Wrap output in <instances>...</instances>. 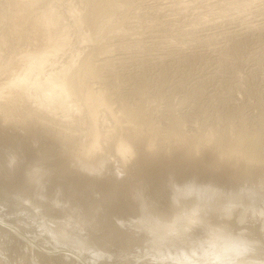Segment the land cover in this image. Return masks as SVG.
Listing matches in <instances>:
<instances>
[{"label":"rangeland","instance_id":"374dc122","mask_svg":"<svg viewBox=\"0 0 264 264\" xmlns=\"http://www.w3.org/2000/svg\"><path fill=\"white\" fill-rule=\"evenodd\" d=\"M27 1L0 0V36L8 38L0 47V82L22 71L25 50L50 53L64 37L44 70L88 64L84 84L103 99L96 106L102 142L93 145L78 94L54 110L28 88L21 102L10 100L7 118L0 114V147L46 159L47 167L51 157L62 158L60 177L62 165L72 163L99 181L92 190L100 200L84 208L95 215L92 223H82L86 210L77 211L55 189L57 207L47 206L53 170L43 168L37 195L0 199L4 229L36 252L60 256L53 264H217L241 246L239 231L264 235V163H248L238 149L226 156L214 141L222 133L228 142L242 131L264 134V0ZM44 9L62 25L54 41L36 20ZM92 16L99 27L83 22ZM127 107L139 109V117ZM117 144L126 151H116ZM6 161L0 164L14 165ZM109 186L115 206L108 219L103 189ZM99 213L110 229L97 222ZM2 248L9 246L0 233ZM19 250L31 258L29 248Z\"/></svg>","mask_w":264,"mask_h":264},{"label":"bare ground","instance_id":"6f19581e","mask_svg":"<svg viewBox=\"0 0 264 264\" xmlns=\"http://www.w3.org/2000/svg\"><path fill=\"white\" fill-rule=\"evenodd\" d=\"M32 2H38V0H28L27 1V3H30V4H32ZM94 7H98L97 9L95 8L97 11H100V9L102 8V7L100 8L98 5L97 6L94 5ZM103 9L104 8H102L101 10ZM96 12H95V15L97 14ZM36 18H37L36 20H39L37 22L42 23L44 26L43 28L51 36H53L54 33H58L59 29L61 32L62 25L60 26V21L58 17L55 14L50 13L48 9H44L42 14L36 15ZM95 18L96 17L93 18V16L90 18L82 17V20L83 22L85 21L87 25L96 28L95 26L98 24V23L96 24L98 20L95 21L94 20ZM82 20L80 21L82 22ZM47 33L45 34L47 35ZM60 34L62 35V33ZM60 34L58 35V37L60 36ZM54 36L51 37L53 38V41H54V38L57 37V35L55 37ZM6 39L8 38L6 37ZM6 39L4 36L0 38V47L3 46L2 44H4L5 41L7 42ZM56 39L54 42L52 41L53 45L51 46L52 48H50L51 50L50 53L44 50L43 51L25 50V53L21 56L22 58L21 61L22 63H24L22 71L18 74L13 75V77L9 79L7 82L5 81L2 83L0 82V114L3 117L7 118L8 114H11V112H8V109L10 108L9 106L14 105L13 102L12 104H10V100L11 101L15 100V103H17L16 101L21 102L22 99L25 97V94L26 95L29 94V93H25V91L28 90V88L29 90L32 89L34 91V96L36 95L37 98L38 97L41 98V100L44 102L42 105L46 104L54 108V110L55 108L60 109V110L66 109L68 106L67 105L68 100L71 97H73L74 94H78L81 99V101L78 100L81 102L80 108L84 109L91 118L89 133H91L92 135L93 145L95 147H99V143H101L102 141L99 142L100 125H98L99 120H98V117L96 116L97 115L96 106L101 105L103 103V99L98 94H95L93 91L89 90V88L87 89L86 87L87 85L85 86L84 84L85 83L84 77L86 74H88L87 73L88 64L84 61L85 63L81 65L79 69H75L74 67L68 66V65L67 66L62 65L60 69L56 68L57 70H55L53 66H51L49 70H44L45 64L49 62L48 55L55 54L57 51L61 50L65 45L64 37L56 38ZM1 50L2 48H0V53L2 52ZM51 63L49 64L51 65ZM74 75H75V78H74ZM39 98L37 100H39ZM138 110L130 109L128 107L125 108V111L128 115L135 116L136 118L139 117ZM176 128H177L176 122L174 121V123H172V133L175 134V132L177 131ZM241 133L238 135V137H236V140L234 138L232 139L233 142H231L230 140L228 142L227 141L228 139H226V137L228 136H226L223 133L221 135L219 134L216 140H214L215 137H213L215 134L211 135V137H213V140L215 141V144L217 145L216 148L217 149L219 148L218 151L221 150L223 153H225V155L228 154L229 156L230 155L232 156L234 154H231V152L237 153L239 151V153L241 154H244V155L246 154L245 156H247L248 163H260V164L264 163V134L262 133V134H256L252 136L246 133H242V134ZM122 149L126 151V147H124L123 145H120V144L116 145V151L120 152ZM236 149H238L237 152L235 151ZM239 149L242 150V152L244 151V153L240 152ZM25 150L26 152L29 151L28 149H25ZM6 160L9 162H14V165L10 164V165L3 166L2 164H0V199L1 200L8 202V200L13 197H15V199H18L22 196H25L26 198H28V197L37 195L38 186L40 185L39 181L44 176L42 175L40 171L43 168H46L48 169L47 170L48 173H49V169L53 170L52 172L53 175H50L51 176L50 177L51 180L49 182L50 188L46 191L45 196H44V199L47 202V206L54 207L55 205H57L56 203H53L55 201L51 197V192L53 191V189H55L54 193L57 192L58 194H61L62 196H64L68 201H70V205H76L75 208L77 211L82 212L83 210H86V212L83 211V213H81V216H80V221L82 223L91 222L92 219L95 217V215L93 216L87 215V213H89L90 210H88L87 208L86 209L84 208L86 207L87 202L97 197V196L96 197L93 196L92 186H93L94 181L95 183H98L99 181H97V179H93L90 175L85 174L86 173L85 171L83 172L81 170L78 171L76 170V167L72 165V163L63 161L65 163L64 164L62 163L63 164L62 167L66 169V173L63 177H60L59 175L62 172H60V170L57 169L58 168L57 165H59V162H62L63 160L62 158H60V161H59L56 157H51L49 159V162L47 163L48 164V167H47V165L43 163V160L46 161V159L41 160L35 157H31L27 155L23 156L22 154L20 155L17 153L7 154L6 151L0 147V163L1 161H6ZM102 183H104V181ZM106 187L108 186L106 185ZM106 187L105 189H103L104 190L103 196H105L104 198L106 200L107 205L105 204L106 205L105 206L103 203H101V205L103 204V209H105V212H106L105 215H107L109 219L110 218L109 213H113L114 207L112 206H115V205L114 203L111 204L108 201L113 200L112 198H114L115 192H114V189L111 188V186L109 187L112 190ZM97 189H100V188L97 187ZM97 198H99L100 200L99 196ZM80 201L82 202V205L78 206V204H80L79 203ZM59 208L63 210V207L60 205H59ZM18 209H21V208H18ZM102 214L99 213V215L96 217L97 222L105 226L107 229H110L112 226L110 227L105 222V217H103ZM0 216H2V213H0ZM11 222H14V220H11ZM122 222L123 221L118 220L119 224H122ZM5 226L8 227L6 224L0 222V233L3 235L4 241L6 245L9 246V248H2V250H0V264H35L34 261H37L38 264H43L44 259H48L53 264V262L61 260L60 256H56V257L47 256L40 252L34 251L33 250L34 247L32 248L31 244L28 245L25 243L26 239L22 240L21 237H18L15 235L12 236L11 233H9L6 229H4ZM151 227L154 233H157V234L165 233V231L162 229H155L153 226ZM246 229H249V228H246ZM228 232H230V230H228ZM220 234H221L220 236L225 238L224 240L225 242L227 239L226 234H222V233ZM236 234L243 237L242 242H241V237L232 236L234 235L233 232L229 234V236L234 237L236 239L235 242L237 243L241 242V246L237 245V246L231 247V249L233 248V250L231 251L227 250L225 252L227 254L223 258V260L217 261V264H222V263L225 264L228 262L230 263V261L231 262L233 261L231 264H234V263L247 264L246 262H248V260L259 261V263L264 264V235H261L259 231H252V230L251 231L248 230V232L239 231V233H236ZM156 238L157 240H160L158 239L159 237L156 236ZM223 244L225 245V243ZM11 246H15V248L11 249L10 248ZM21 248H24V249L29 248V254L32 255L30 256L31 258H25L23 254L21 253V251L19 250ZM43 253H45V251H43ZM46 253L50 255L51 252L50 253L46 252Z\"/></svg>","mask_w":264,"mask_h":264}]
</instances>
